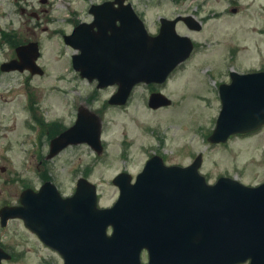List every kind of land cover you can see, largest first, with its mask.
<instances>
[{"label": "rangeland", "instance_id": "1", "mask_svg": "<svg viewBox=\"0 0 264 264\" xmlns=\"http://www.w3.org/2000/svg\"><path fill=\"white\" fill-rule=\"evenodd\" d=\"M91 1L102 0H0V36L13 35L8 40L0 37V63L14 56L19 42L37 40L44 69L32 77L0 71V164L32 185L46 175L65 192L76 175L87 176L98 188L101 206L111 205L117 196L112 178L121 170L139 172L154 152L166 163L178 164L201 153L200 171L209 182L220 175L247 184L264 181V128L225 143L207 140L220 109L218 84L229 79L230 70L264 67V0H128L150 32H155L161 16L190 14L202 23L200 30L176 24V31L196 45L162 89L171 104L159 109L147 106L146 84L134 89L124 107H112L106 100L114 86L96 88L72 68L71 55L77 50L64 42L63 34L87 21ZM234 7L236 12L231 11ZM32 10L39 12L37 23L29 15ZM88 102L103 122V152L96 154L81 143L45 160L51 135L60 128L54 125H67L74 118L75 104ZM6 177L7 172H0V202L9 197ZM29 242L14 246L24 254L12 264H60L53 252L33 238Z\"/></svg>", "mask_w": 264, "mask_h": 264}, {"label": "water", "instance_id": "2", "mask_svg": "<svg viewBox=\"0 0 264 264\" xmlns=\"http://www.w3.org/2000/svg\"><path fill=\"white\" fill-rule=\"evenodd\" d=\"M113 2L119 4L117 8ZM123 2L109 0L93 6L94 21L80 23L71 34L64 35V41L79 50L72 56V64L81 77L97 79L98 87L117 84L108 100L110 104L125 103L132 87L139 82H163L190 55L193 42L175 30L179 20L191 29L201 27L191 15L161 18L159 32L150 35L131 5ZM94 26L97 30H93ZM15 51L17 57L2 63L1 70L42 72L36 63L39 56L36 42L20 45ZM230 76L229 84L219 86L221 108L208 136L210 142H224L234 133L264 126V70L246 74L231 71ZM169 103L161 92L151 93L148 99L152 108ZM81 142L101 152L100 119L84 106L79 108L76 123L51 139L47 156L52 157L68 144ZM201 159L198 154L191 164L183 167L165 165L161 157L154 155L133 184L128 174H118L113 183L119 186L120 195L109 208L97 207L95 186L84 179H79L72 197L62 199L53 187L54 196L50 200L52 187L45 183L37 193L25 191L21 201L24 206L28 200L41 201L37 209L41 223L34 230L63 254L64 264H112L109 249L112 244L118 246L119 241H125L126 245L123 264H140L139 250L143 243L147 246L149 243L139 242L138 234L146 232L139 226L157 225L154 219H161L164 212L172 218L174 209L175 216L180 218L175 225L198 227L217 220L218 224L242 227L233 243L224 241L223 248L232 253L234 261L249 259V264H264V182L250 186L220 176L215 183H207L199 172ZM24 206L18 207V211L2 208V221L9 216L23 217ZM109 224L114 226L110 236L103 228ZM90 235L95 236L94 242L90 241ZM97 239L103 242L101 249ZM90 248L96 251L93 257Z\"/></svg>", "mask_w": 264, "mask_h": 264}, {"label": "flooded vegetation", "instance_id": "3", "mask_svg": "<svg viewBox=\"0 0 264 264\" xmlns=\"http://www.w3.org/2000/svg\"><path fill=\"white\" fill-rule=\"evenodd\" d=\"M46 1V0H44ZM43 1V2H44ZM102 1H91L89 6H90V11L89 6L87 8V15L88 19L87 22H91L94 19V13L91 11V7L94 5H99L103 2ZM114 7H117L118 4L114 3ZM134 8V6H133ZM45 10V8L43 9ZM135 10V9H134ZM22 11L24 9L22 8ZM117 12V10H116ZM136 13L141 17L142 14L137 12ZM29 15L31 18L34 19V23H37L40 16L39 12L36 10H32L31 12L29 11ZM142 18V17H141ZM160 19V18H159ZM119 24V21L116 22ZM159 29V23L157 24V27L155 29V32H157ZM34 75H30L32 77ZM90 84V81H89ZM149 87V92L152 91H160L162 88H160V85L158 84H151L148 85ZM107 102V100H106ZM80 104H75L74 106V118L69 122L67 125H55L56 127L59 128V132L63 131L70 125H72L76 119L77 112L79 109ZM112 107H119L122 108L121 105H111ZM88 108L90 109V102H88ZM100 117V116H99ZM101 118V117H100ZM50 132V131H49ZM71 146V145H70ZM68 147V146H67ZM66 147V148H67ZM152 154H159L162 156L163 160L165 161V158L163 157L162 154L154 152ZM152 154H150L148 157H150ZM1 158V157H0ZM45 160L49 159L47 158V153L45 155ZM148 159V158H147ZM42 163V160H39V164ZM40 170V169H39ZM0 172L6 174L7 172V177L6 184H8V191H9V197L8 199H2L0 202V207L2 206H11L15 207L19 205V199H20V193L22 190L25 189H31L32 191H38L41 187L42 184H44L47 181H50L52 184L56 186V188L59 190L60 194L62 197H68L73 195V193L76 190L77 187V181L80 178V176H77L74 178L73 186L70 188L68 192L63 191L50 177H47L46 175H41L42 180L39 182L38 185H32L25 179H19V176L16 174L15 171H8V167L0 164ZM42 173V172H41ZM9 174V176H8ZM39 176V175H38ZM84 176V175H81ZM85 178H88L87 176H84ZM89 179V178H88ZM16 182H18L16 184ZM51 187V186H50ZM3 189V188H2ZM37 205V204H36ZM40 218L39 217H29L28 222L30 223H37L39 222ZM186 226H181V225H157L151 227V230L153 233L147 235L148 238L151 240V244L148 241L149 245L154 246L152 249V253L154 255V259L152 264H222V261L218 259H210L202 262H197V263H191L190 261H187V258H185V254L187 253V249L175 251L174 246L180 245V246H187L189 245V235H179L175 237V232L181 231L185 228ZM8 228L10 230H8ZM106 231V234L110 235L111 232L113 231L114 227L112 225H107L103 227ZM222 230V227L219 225H206L203 227V230L205 231L206 237H212L215 238L214 242H207L206 245H217L219 242V235L218 231ZM141 234L138 236L139 240H141ZM31 238L34 239V241L41 245L43 248H47L42 244V242L37 238V236L32 233L28 227L25 226L24 220L20 217H12L8 219L5 223V225H1L0 223V248L5 250L9 255L10 259L8 261L3 260L1 264H12V262L15 260L16 256H21V254H24L23 250H19L17 253V250L14 249V246L17 245H24L26 243H30L29 241ZM95 236L90 235V241L94 240ZM94 242V241H93ZM96 242L99 244L100 249L102 248L103 242H101L99 239L96 240ZM119 245L116 246L114 244L111 245L109 249V254L112 260V264H123L126 262V245L123 244V242L119 241ZM91 244V243H90ZM99 253L101 251H98ZM96 251L94 249L90 248V257H93L95 255ZM57 254V253H56ZM57 259L60 260L62 263V259L59 254ZM149 249L147 247H142L138 253L139 256V261L141 264H146L149 261Z\"/></svg>", "mask_w": 264, "mask_h": 264}]
</instances>
